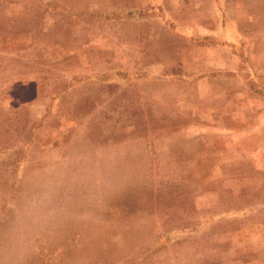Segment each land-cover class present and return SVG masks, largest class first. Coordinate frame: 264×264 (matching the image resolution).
<instances>
[{
	"label": "rangeland",
	"instance_id": "obj_1",
	"mask_svg": "<svg viewBox=\"0 0 264 264\" xmlns=\"http://www.w3.org/2000/svg\"><path fill=\"white\" fill-rule=\"evenodd\" d=\"M0 264H264V0H0Z\"/></svg>",
	"mask_w": 264,
	"mask_h": 264
}]
</instances>
